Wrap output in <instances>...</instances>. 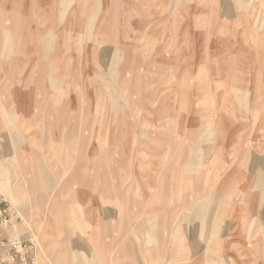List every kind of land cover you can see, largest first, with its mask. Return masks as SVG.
<instances>
[{"label": "rangeland", "instance_id": "374dc122", "mask_svg": "<svg viewBox=\"0 0 264 264\" xmlns=\"http://www.w3.org/2000/svg\"><path fill=\"white\" fill-rule=\"evenodd\" d=\"M47 1L17 9L42 11L38 98L54 96L59 111L40 113L39 141L24 146L38 169L11 159L8 177L0 172V206L14 213L0 262L39 264L41 246L55 264L65 237L50 222L79 202L73 213L103 231L98 242L67 225L73 264H264V0ZM48 123L52 147L70 150L63 167ZM98 145L99 168L94 159L80 168ZM86 178L93 196L94 186L105 193L106 216L83 201ZM4 239L27 253L4 250Z\"/></svg>", "mask_w": 264, "mask_h": 264}, {"label": "crops", "instance_id": "0c3cea01", "mask_svg": "<svg viewBox=\"0 0 264 264\" xmlns=\"http://www.w3.org/2000/svg\"><path fill=\"white\" fill-rule=\"evenodd\" d=\"M22 1L23 0H4L5 2L4 5H0V172L2 171V175H4V177L6 178L8 177L7 175L9 169V167H7V162L12 161L11 159L18 161L20 165L24 162L27 164L31 163L30 166L31 169H35V168L38 169L37 166L38 160L34 158L35 156L34 151L32 149L29 150L28 147H24V146L26 144L28 145L37 144L39 141V130H40L39 114L40 113L55 114L56 112L59 111L57 108L58 106L52 104L55 103L54 96L52 95L46 96L45 98L47 99L48 103L45 105L42 104L43 103L42 101H39L38 94L41 92V90L39 89V84L37 83L39 80L38 79V64H39L38 34L40 33V29L35 28L33 25L36 23V20L40 15L39 13H42V11L37 10L36 13H24L25 11L17 9L21 6L20 4L22 3ZM49 1L52 4H54V0H48L47 3H50ZM163 1L167 2L168 0L166 1L163 0ZM45 12L48 13V16L49 14H51V18H54L53 7L49 6ZM35 25L38 26L37 24ZM45 32L48 31L46 30ZM28 52L31 53L29 57L30 59L27 57L29 55ZM48 55L49 54H47V56ZM33 66L34 68H36V72L33 71ZM29 68L31 69L30 74L28 75V72L24 74V71H28ZM34 81L37 82L35 83ZM63 118H65V116H63ZM226 121L227 122L225 123H227V128L233 130L237 128V127H232L231 119L227 118ZM176 123L177 122H174V124ZM203 126H205V124H202L200 128L198 123H196V127L195 125L192 124L191 129L195 130L194 135H196L197 138L199 137L200 131L203 130ZM43 128L45 129L43 131H46V133L49 132L46 135V138L48 140L47 143L50 145V149H51L50 154L57 159L59 166L63 167L65 165V162H67V160L69 159L70 150L67 147L66 148L64 147V149L58 146H56L55 148L52 147L54 145V142L58 139L56 137L57 133L54 132V130H58L56 126H54L51 123H48ZM98 128L96 127L94 128V130H97ZM28 131H30V134L27 135ZM100 134L102 135L101 132ZM191 134L193 135V130L190 132V135ZM235 136L241 137L242 134L237 133L235 134ZM62 139L64 138L61 137L60 140ZM69 140H67L68 145H66L68 147H70ZM58 142L55 144L58 145ZM82 144H85V142L83 141ZM99 146L100 145H98L95 148L96 150L95 152L92 153L91 158H89L88 155L83 156L85 158L84 162L78 163L79 164L78 166L80 168L83 167L84 169L87 170V167L89 166L87 161H89V159H94L95 161H93V163L96 162L97 160L96 168H99V163L101 162L100 160L103 159L101 154L102 152L100 150L99 151L97 150L100 149L101 146L100 147ZM96 152H100V153H96ZM128 158L129 157L126 158V161H129L130 158L129 159ZM119 160H120L119 158L115 159V161L117 162ZM117 171L118 170H116L115 173H117ZM36 174L37 173H35L34 177L32 176L30 179L32 185L30 189L32 190V192H38V186H36L38 176H36ZM82 178L85 177H83L79 173L78 179L81 181ZM84 183H85V189H84L85 192L83 193L84 196H82L83 201L89 205L91 203L96 204L94 206H91V209L97 210L96 211L97 216H102V215L106 216L107 213L103 212V208H102V206L104 205L102 202L107 201L105 200L106 198H104L105 193L103 192L101 187L94 186L95 196H93L92 195L93 193H91L92 191L88 192L89 188L93 186H90V184H88L87 178ZM117 188L115 190L116 193H118ZM47 192L53 193L52 190L50 191L47 190ZM88 193H91L92 195L91 199L86 196ZM98 194H100V196H97ZM80 204L81 203L79 202H75L66 208L62 207L64 211H67L66 216L63 215L65 219L54 218L50 222V226L52 225L54 227L53 231L55 233L62 234L65 237L63 243L57 249L60 250V253L54 255L55 264H73L71 261L72 256L67 252V249H65L66 245L69 246L75 245L74 247L78 245L75 244L71 238H69V231L71 229L68 228L67 225L71 223H74L75 225L74 228H81L80 231H82L85 236L87 235L86 237H88V239L100 242L99 241L101 239L100 235L103 231V228L95 229V226L90 222L91 219L89 218L88 214L84 215L83 213L81 215L79 213L76 214L73 213L80 208L79 206ZM53 205L55 206V203H53ZM60 205L64 206L61 203ZM54 206H52V209L54 208ZM71 214H74L75 216L72 217ZM58 216L59 214L56 215L55 217ZM77 217H79L80 219H76ZM98 223H102V222H98ZM90 224L92 225L90 226ZM17 232L21 238L27 236V234L24 235L25 233L21 232L20 228L17 230ZM33 232L35 233L34 236L38 239V242L40 244L38 234L35 231ZM40 248L42 254H41V258L39 257L38 259L39 264H52L50 258L42 250L41 246ZM102 248L103 245L99 244L98 246L95 247L94 250H98L100 252ZM67 253H68V258H67ZM101 253L102 256L100 257V259L102 260L103 257L106 256V251H104L103 249Z\"/></svg>", "mask_w": 264, "mask_h": 264}, {"label": "built area", "instance_id": "2783aa9c", "mask_svg": "<svg viewBox=\"0 0 264 264\" xmlns=\"http://www.w3.org/2000/svg\"><path fill=\"white\" fill-rule=\"evenodd\" d=\"M13 216H14V213L10 207L6 205L0 206V237L14 227L13 226ZM9 247L15 249L14 251L16 254L22 255L23 253L25 254L27 253L24 251V249L26 248L25 245L20 240L6 241L4 239L3 240L4 250L7 251ZM16 256L17 255H11L10 257H8L7 260L3 262L5 264L14 262L16 261ZM20 261H24V259H22L21 256H20ZM3 262H0V263L3 264ZM25 263H26V259H25Z\"/></svg>", "mask_w": 264, "mask_h": 264}]
</instances>
